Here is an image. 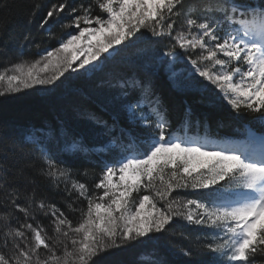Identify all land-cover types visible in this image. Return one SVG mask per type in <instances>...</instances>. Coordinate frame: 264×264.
Wrapping results in <instances>:
<instances>
[{
    "label": "snow or ice",
    "instance_id": "snow-or-ice-1",
    "mask_svg": "<svg viewBox=\"0 0 264 264\" xmlns=\"http://www.w3.org/2000/svg\"><path fill=\"white\" fill-rule=\"evenodd\" d=\"M52 21H67L62 26L72 31L29 66L0 71V96L55 86L69 70L96 71L141 34L167 40L157 59L172 89L200 103L218 101L235 115L258 114L264 127V0H64L38 27ZM114 86L120 106L111 123L85 114L108 137L102 145L68 142L62 124L33 126L19 150L5 149L12 159L0 156V264H104L107 254L163 235L174 220L204 230L203 242L181 250L183 256H207L201 264L264 260V132L209 147L207 138L189 134L204 124L190 104L174 124L150 84L128 77ZM88 151L114 157L103 164L96 194L61 166L69 153ZM30 156L38 167L20 163ZM41 183L63 200L39 192ZM183 191L199 199H185ZM81 201L86 207H74Z\"/></svg>",
    "mask_w": 264,
    "mask_h": 264
},
{
    "label": "trees",
    "instance_id": "trees-1",
    "mask_svg": "<svg viewBox=\"0 0 264 264\" xmlns=\"http://www.w3.org/2000/svg\"><path fill=\"white\" fill-rule=\"evenodd\" d=\"M60 2L64 0H0V71L16 64L29 65L47 50L58 47V41L62 38H67V33L72 31L62 26L67 21H52L44 28L38 27L46 10L52 4ZM67 2L80 4L89 3L91 0ZM5 4L9 6L6 9ZM25 35L30 37L28 41L24 40ZM126 43V48L120 46L123 50L119 55L104 61L90 76L79 71L74 74L68 71L69 73L66 72L56 85L52 86L51 92H46L47 88L40 86L46 92L41 93L37 85L33 90L30 88L13 95L0 96V156L7 154L12 159L11 152L5 153V149L19 150L22 133L33 126L62 124L68 131V142L78 138L90 149L102 145L108 137L94 131L85 114L94 112L111 123L114 118L113 110L120 106L117 100L120 90L114 85L128 77L143 80L151 85L163 99L168 116L174 124L182 116L186 103L190 104L204 124L191 130L189 134L207 138L210 141L209 147L245 140L249 132L257 135L264 132L262 122L257 118L258 114L235 115L218 101L211 102L206 99L200 103L199 96H185L172 89L165 68L157 59L161 53L168 51L167 40L161 43L154 38L149 39L148 35L137 34L130 43ZM177 51L182 52L179 49ZM175 66H179L177 70H181L185 64L178 60ZM134 96L135 94L133 98ZM120 123L129 127L123 119V114ZM132 132L134 135L141 134L136 128H133ZM63 143L62 140L61 145ZM113 159L112 155L96 151L80 152L75 157L69 153L61 166L70 168L73 179L86 183L89 192L96 194L100 190H95L94 184L103 164L110 163ZM20 163H34L38 167L40 161L30 156ZM38 190L56 201L63 200V195L55 194V190L51 194L48 193L43 183ZM181 195L185 199H199L197 194L190 191H183ZM74 207L84 208L86 202L81 201ZM78 217L79 212L70 216L74 223ZM203 239V229L188 225L182 220H174L163 235L130 244L107 254L104 264H156L157 260L167 261L168 264H201L208 259L207 256L186 257L182 255L181 250H196ZM257 264H264V260L258 258Z\"/></svg>",
    "mask_w": 264,
    "mask_h": 264
},
{
    "label": "rangeland",
    "instance_id": "rangeland-1",
    "mask_svg": "<svg viewBox=\"0 0 264 264\" xmlns=\"http://www.w3.org/2000/svg\"><path fill=\"white\" fill-rule=\"evenodd\" d=\"M104 55H107V54H104ZM82 58H83V57H81V59H82ZM101 60H103V57H101ZM77 63H78V62H77ZM96 63H99V62H96ZM29 65H30V64H29ZM29 65H26V67L29 66ZM73 67H76V65H73ZM88 67H91V66H88ZM178 67H179V66H175L176 69H178ZM69 71L72 72V73L74 74L73 71H71V70H69ZM78 71H79L80 73H84V74H86V75H88V76H90V75L94 72V71L85 72L83 69H79ZM68 73H69V72H68ZM38 86H39V85H38ZM44 88H46V87H44ZM30 90H33V88L30 89ZM40 90H41V91H40ZM44 90H45V89H44ZM38 91L41 92V93H46L47 91H48V92L53 91V88H52V86L47 87V90H45V91H46V92H45V91H43L42 88L39 86V87H38Z\"/></svg>",
    "mask_w": 264,
    "mask_h": 264
}]
</instances>
